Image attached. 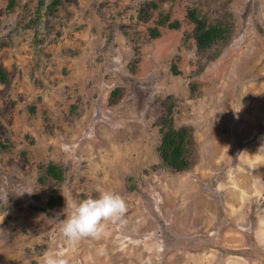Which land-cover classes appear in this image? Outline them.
<instances>
[{
    "label": "rangeland",
    "instance_id": "obj_1",
    "mask_svg": "<svg viewBox=\"0 0 264 264\" xmlns=\"http://www.w3.org/2000/svg\"><path fill=\"white\" fill-rule=\"evenodd\" d=\"M51 1L30 22L37 0H0V264H264V0ZM189 7L225 38L197 50ZM166 13L180 27L150 37ZM168 95L181 172L156 149ZM105 190L127 213L70 243L66 204Z\"/></svg>",
    "mask_w": 264,
    "mask_h": 264
},
{
    "label": "trees",
    "instance_id": "obj_2",
    "mask_svg": "<svg viewBox=\"0 0 264 264\" xmlns=\"http://www.w3.org/2000/svg\"><path fill=\"white\" fill-rule=\"evenodd\" d=\"M47 0H37L36 12L30 22H36L39 19V11L44 5H47ZM61 3V0H52L50 7H56ZM16 4V0H8L7 7L11 8ZM151 10L156 7L154 1L150 2ZM151 11H147L144 6H140L137 10V16L140 20L146 21L149 19ZM169 13L161 15L155 26L149 27V36L156 38L160 36L159 27L179 28L180 22L176 19L170 20ZM186 18L192 23L191 36L194 39L196 49L204 52L209 49L216 41L222 40L226 36L227 28L220 22L209 23L195 7H189L186 12ZM172 71L178 73L176 66L172 64ZM0 83L8 84L9 75L5 68L0 65ZM165 104V112L160 116L158 128L160 132V141L156 146L157 152L161 158L162 164L175 172H181L188 168L190 164L188 145L191 142V132L186 126L176 127L173 122V106L174 101L171 95L163 100ZM0 146H5L0 140ZM46 174L56 180L63 179L61 168L50 162L46 165Z\"/></svg>",
    "mask_w": 264,
    "mask_h": 264
},
{
    "label": "clouds",
    "instance_id": "obj_3",
    "mask_svg": "<svg viewBox=\"0 0 264 264\" xmlns=\"http://www.w3.org/2000/svg\"><path fill=\"white\" fill-rule=\"evenodd\" d=\"M66 207H70L71 212L63 220L61 234L70 243H78L85 238L100 240L107 224L121 221L128 210L125 199L119 193L107 190L96 197L73 201ZM43 264H70V261L61 254L46 252Z\"/></svg>",
    "mask_w": 264,
    "mask_h": 264
}]
</instances>
